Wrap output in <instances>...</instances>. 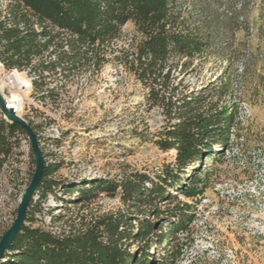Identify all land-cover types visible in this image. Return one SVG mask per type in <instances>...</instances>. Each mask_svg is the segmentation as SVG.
Listing matches in <instances>:
<instances>
[{
    "label": "trees",
    "instance_id": "16d2710c",
    "mask_svg": "<svg viewBox=\"0 0 264 264\" xmlns=\"http://www.w3.org/2000/svg\"><path fill=\"white\" fill-rule=\"evenodd\" d=\"M178 2L0 0V61L7 70H25L34 77L33 96L43 104L57 98L46 82L56 75L57 68L67 74L87 67L97 48L114 46L123 27L131 23L136 35L116 58L145 90L146 110L156 109L162 118L163 125L152 135V142L164 151L176 153L175 170L167 168L152 177L130 171L118 180L66 184L63 195L76 192L68 199H57L56 189L61 185L49 179L58 165L44 161L40 182L26 211V224L2 254L0 264H176L178 254L169 245L193 217L192 207L176 194L196 195L199 171L194 172L188 185H175L188 167L215 157L213 146L226 144L231 122L217 106L214 84L189 89L184 83L209 58L216 44L218 23L204 14L197 21H189ZM44 124L45 121L28 123L39 144L42 140L35 129ZM21 140L30 147L21 126L0 120V171ZM29 155L35 166L31 148ZM100 192L117 196L124 208L90 221L76 215L78 223L67 230L54 232L34 226L47 194L61 200V207L72 213L68 205H78L81 210ZM36 194L37 202L33 199ZM160 203L165 205L163 209ZM53 212L47 209L49 228L65 216ZM157 248L161 252L152 256L150 249L157 253Z\"/></svg>",
    "mask_w": 264,
    "mask_h": 264
},
{
    "label": "rangeland",
    "instance_id": "374dc122",
    "mask_svg": "<svg viewBox=\"0 0 264 264\" xmlns=\"http://www.w3.org/2000/svg\"><path fill=\"white\" fill-rule=\"evenodd\" d=\"M178 6L191 22L204 14L218 23L209 58L184 83L189 89L214 84L217 106L231 122L226 144L213 146L215 157L188 167L175 185H188L199 171L197 194H176L192 207L193 217L169 247L178 254L176 264H264V0H179ZM2 9L0 3V12ZM134 35L133 25L128 23L114 46L98 47L94 56L89 55V65L80 70L89 83L84 97L86 112L58 119V133L49 128L54 122L51 118L58 117L57 107H47L48 100L43 104L36 96L22 94L26 105L20 118L34 125L45 118L43 129L36 128L35 133L44 143L39 146L43 160L58 165L49 176L61 185L56 189L57 199L76 195H63L66 184L118 180L130 171L152 177L167 168L176 169V153L160 149L151 140L163 125L159 112L146 110L145 90L116 58ZM59 81L65 85L56 75L46 80L48 87H59ZM29 153L27 141L21 140L0 171V237L11 226L33 176L35 166ZM37 195L33 197L36 202ZM62 204L47 194L34 226L54 232L67 230L78 223L76 215L90 221L124 208L117 196L104 192L97 193L81 210L78 205H68L72 213ZM164 206L159 204L161 209ZM48 208L65 215L51 228ZM161 248L157 253L150 249V253L157 256Z\"/></svg>",
    "mask_w": 264,
    "mask_h": 264
},
{
    "label": "built area",
    "instance_id": "2783aa9c",
    "mask_svg": "<svg viewBox=\"0 0 264 264\" xmlns=\"http://www.w3.org/2000/svg\"><path fill=\"white\" fill-rule=\"evenodd\" d=\"M56 76L59 79H63L65 85L59 81V87H57V85L54 87H48V89L55 90L57 98L54 102L49 101V104L44 105L47 107H57L56 114L58 117H52L51 119L54 120V122L48 127L55 133H58V124L56 122L58 119H64L69 113L72 116H80L82 113L86 112L87 101L84 100V97L87 95L86 92L89 83L87 75L77 70H72L65 74L60 68H57ZM33 79L34 77L29 76L25 70H7L0 61V98L4 104L5 110H12L14 114L20 118L19 115L26 105L22 98V94L27 98L33 95ZM21 80L25 81L26 85L24 87H22V84L20 83ZM44 90H46V88ZM84 103L85 107L83 105ZM0 116L4 121H7L1 111ZM42 120L45 121V118ZM24 121L26 124L31 123V125H34L32 121L26 119H24ZM41 129H43V127H40V130ZM37 133L38 135H41L40 132ZM56 138H58V136ZM40 145H44V143L40 141L39 146Z\"/></svg>",
    "mask_w": 264,
    "mask_h": 264
},
{
    "label": "water",
    "instance_id": "95a60500",
    "mask_svg": "<svg viewBox=\"0 0 264 264\" xmlns=\"http://www.w3.org/2000/svg\"><path fill=\"white\" fill-rule=\"evenodd\" d=\"M0 111L7 121L16 123L25 130L26 136L30 141L31 153L35 161V170L33 176L21 195L20 201L16 209V216L11 226L0 237V258H1L2 254L8 249V247L12 243L14 237L16 236L20 228L25 225L26 211L28 209L31 196L33 195L38 183L40 182L42 170L44 166V160L41 154V150L39 148V143L36 135L32 132L29 125L26 124L24 120L17 117L12 110L9 111L5 110L1 98H0Z\"/></svg>",
    "mask_w": 264,
    "mask_h": 264
},
{
    "label": "bare ground",
    "instance_id": "6f19581e",
    "mask_svg": "<svg viewBox=\"0 0 264 264\" xmlns=\"http://www.w3.org/2000/svg\"><path fill=\"white\" fill-rule=\"evenodd\" d=\"M20 83L22 84V87H24L26 84H25V81H20ZM0 87H1V85H0Z\"/></svg>",
    "mask_w": 264,
    "mask_h": 264
}]
</instances>
